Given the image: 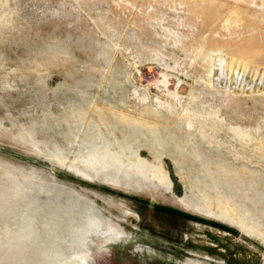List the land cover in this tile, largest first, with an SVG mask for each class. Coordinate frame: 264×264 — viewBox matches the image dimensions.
<instances>
[{
	"label": "rangeland",
	"instance_id": "obj_1",
	"mask_svg": "<svg viewBox=\"0 0 264 264\" xmlns=\"http://www.w3.org/2000/svg\"><path fill=\"white\" fill-rule=\"evenodd\" d=\"M252 241L264 0H0V264H264Z\"/></svg>",
	"mask_w": 264,
	"mask_h": 264
},
{
	"label": "water",
	"instance_id": "obj_2",
	"mask_svg": "<svg viewBox=\"0 0 264 264\" xmlns=\"http://www.w3.org/2000/svg\"><path fill=\"white\" fill-rule=\"evenodd\" d=\"M150 204H151V206H154V205L159 204V202H158L157 200L152 199V200L150 201ZM246 239H247V238H246ZM252 243H253L254 245H256L258 248H260V249L264 252V245H262L261 243H259V242H257V241H252Z\"/></svg>",
	"mask_w": 264,
	"mask_h": 264
},
{
	"label": "bare ground",
	"instance_id": "obj_3",
	"mask_svg": "<svg viewBox=\"0 0 264 264\" xmlns=\"http://www.w3.org/2000/svg\"><path fill=\"white\" fill-rule=\"evenodd\" d=\"M222 75V74H221Z\"/></svg>",
	"mask_w": 264,
	"mask_h": 264
}]
</instances>
